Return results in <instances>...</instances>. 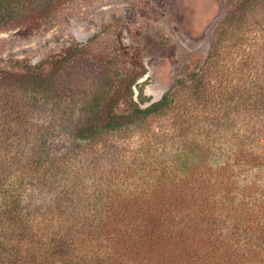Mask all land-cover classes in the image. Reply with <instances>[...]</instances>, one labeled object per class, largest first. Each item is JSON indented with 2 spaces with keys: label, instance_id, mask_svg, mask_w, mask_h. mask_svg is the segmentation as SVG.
<instances>
[{
  "label": "trees",
  "instance_id": "16d2710c",
  "mask_svg": "<svg viewBox=\"0 0 264 264\" xmlns=\"http://www.w3.org/2000/svg\"><path fill=\"white\" fill-rule=\"evenodd\" d=\"M57 1L0 0V27L42 18ZM94 38L69 43L38 64L15 60L13 70H0V205L6 202L0 214L16 200L25 169L57 164L50 147L59 131L93 149L136 124L144 137L155 135L149 121L170 111V182L155 188L171 196L175 213L161 208L167 198L154 214L138 207L140 215L133 217L136 201L118 197L106 205L118 214L109 222L115 219L124 233L138 237L147 234L146 215L154 227L149 242H186L182 260L157 257L149 264H211L223 257L232 264H264V0H226L203 66L177 79L157 100L144 95L138 82L145 74L138 55L130 69L121 70L111 58L89 53ZM93 62L96 69L90 71ZM215 144L220 147L213 167L209 156ZM106 220L97 233L102 255L89 262H73L67 244L46 235L44 243L22 250L3 237L0 264H133L118 244L123 231L117 230V238L112 229L104 230Z\"/></svg>",
  "mask_w": 264,
  "mask_h": 264
},
{
  "label": "rangeland",
  "instance_id": "374dc122",
  "mask_svg": "<svg viewBox=\"0 0 264 264\" xmlns=\"http://www.w3.org/2000/svg\"><path fill=\"white\" fill-rule=\"evenodd\" d=\"M225 3L226 0H59L42 18L32 16L0 27V70H13L15 60L38 64L49 55L60 53L69 43H85L95 37L89 53L111 58L121 70L130 69L131 58L140 57L145 74L138 82L144 95L157 100L175 88L177 79H186L203 66ZM95 69L93 62L89 70ZM172 114L169 111L158 121H149L155 135L148 132L144 137L136 124L131 131L93 149L77 145L69 132L59 131L50 147L51 153L59 156L57 164L24 170L27 176L13 193L16 200L6 213L0 214V239L5 237L22 250L27 245H37L35 241L44 243L46 235L57 236L67 244L73 262L81 258L89 262L102 255L104 242L97 233L108 216V224L102 228L114 233L123 231L118 244L128 262L149 264L157 257L182 260L187 244H179L181 238L149 242L147 236L154 227L147 223L146 215L143 224L147 234L138 233V237L131 238L115 219L109 222L118 214L106 209L108 201L128 197L136 201L132 216L139 217L136 208L154 214L156 204L168 198L161 208L175 213L171 196L155 188L159 182H170ZM215 147L209 156L213 167L218 164L214 153L219 152L220 145ZM10 168L17 170L15 165ZM5 204L0 205V211ZM131 227L141 229L142 225ZM52 259L58 262L56 256ZM217 259L211 264H232L227 257Z\"/></svg>",
  "mask_w": 264,
  "mask_h": 264
}]
</instances>
